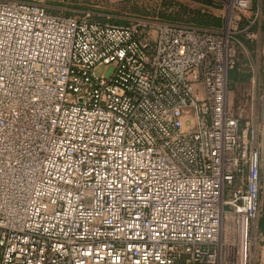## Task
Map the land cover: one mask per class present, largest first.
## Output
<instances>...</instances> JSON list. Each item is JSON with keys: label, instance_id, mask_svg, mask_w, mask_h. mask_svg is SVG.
I'll return each instance as SVG.
<instances>
[{"label": "built area", "instance_id": "obj_1", "mask_svg": "<svg viewBox=\"0 0 264 264\" xmlns=\"http://www.w3.org/2000/svg\"><path fill=\"white\" fill-rule=\"evenodd\" d=\"M216 2L225 28L0 0V264H251L264 85L248 119L229 74L253 0Z\"/></svg>", "mask_w": 264, "mask_h": 264}, {"label": "rangeland", "instance_id": "obj_2", "mask_svg": "<svg viewBox=\"0 0 264 264\" xmlns=\"http://www.w3.org/2000/svg\"><path fill=\"white\" fill-rule=\"evenodd\" d=\"M44 4L53 15L68 13H88L95 19L108 21L116 25H125L135 20L151 22H172L198 27L225 28L230 21L231 13L224 10L218 0H36ZM259 14L252 28L254 38L246 39L240 31L252 22ZM264 0H253V9L247 17L235 26V32L242 37L243 48L240 50V61L236 72L240 80L235 84L229 82L230 88L236 92V104L239 110L248 113V94L253 87V77L258 76L264 85ZM105 67L95 69L97 76L106 74ZM230 77V74H229ZM230 81V80H229ZM263 88V87H262ZM247 118L245 121H250ZM257 123V122H256ZM258 125V123L256 124ZM264 206V198L262 200ZM261 224V227L258 226ZM264 217L252 226L251 264H264Z\"/></svg>", "mask_w": 264, "mask_h": 264}, {"label": "crops", "instance_id": "obj_3", "mask_svg": "<svg viewBox=\"0 0 264 264\" xmlns=\"http://www.w3.org/2000/svg\"><path fill=\"white\" fill-rule=\"evenodd\" d=\"M239 61H240V60H239ZM229 80H230V83H231V84H235L236 82H239L240 79L235 80V79L233 78V75H232V77H229ZM231 89H233V88L231 87ZM258 226L261 227V224H258ZM263 227H264V226H263Z\"/></svg>", "mask_w": 264, "mask_h": 264}, {"label": "trees", "instance_id": "obj_4", "mask_svg": "<svg viewBox=\"0 0 264 264\" xmlns=\"http://www.w3.org/2000/svg\"><path fill=\"white\" fill-rule=\"evenodd\" d=\"M237 67H238V66H237ZM237 67H236V69H237ZM236 69L233 70V71L230 73V77H232V75H233V78H234L235 80L240 79L239 75H238L237 73H235V72H236ZM234 71H235V72H234Z\"/></svg>", "mask_w": 264, "mask_h": 264}]
</instances>
